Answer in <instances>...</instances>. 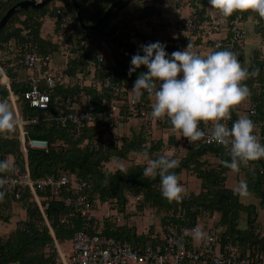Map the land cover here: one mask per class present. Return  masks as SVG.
Segmentation results:
<instances>
[{"label": "trees", "instance_id": "obj_1", "mask_svg": "<svg viewBox=\"0 0 264 264\" xmlns=\"http://www.w3.org/2000/svg\"><path fill=\"white\" fill-rule=\"evenodd\" d=\"M24 1L28 0H0V21L9 9ZM34 1L39 3L43 0ZM76 1L80 5L85 24L95 26L117 0ZM166 3H171L178 9L186 6L190 11L189 17L200 23L211 21L213 15H220L210 8L208 0H119L114 11L97 30L86 31L79 24L78 17L75 19L77 11L71 0H50L42 7L17 10L0 30V66L7 79L5 82L0 74V99H7L14 112L9 100L11 91L17 98L20 119L28 137L46 139L49 142L47 150L28 149V167L33 178L55 176L63 172L83 178L87 182L85 193L96 209L100 204H108L112 211L124 218L119 223L114 217L103 219V224L98 226L103 234L128 242L134 248L156 247L162 244V236L169 228L192 230L198 227L206 213H217L220 215L217 222L220 232L213 228L215 233L212 234L218 237L222 251L227 252V248L232 247L237 258H254L257 254H264V237L258 223L260 210H264V159L251 162L247 167L242 166L235 173L223 166L222 161L230 160V157L220 145H207L202 141L185 144L172 136L165 143L162 138H155L151 130H145L141 125L128 126L129 133L118 138L112 133L106 136L90 126L69 124L63 127L57 121L59 117L74 111L75 103L82 104L87 97H91L92 102L100 109L103 108L104 101L112 97L123 100L126 105L135 80L141 72L147 71L145 66H141L129 75L132 56L138 51L143 55L140 45L159 41L166 45L165 50L169 56L174 51L186 48L190 41H187L183 33L185 18L167 22L168 24L161 21L162 7ZM127 8H130L129 12H126ZM121 11L129 15L124 16L123 20H115ZM230 19L243 22L245 40L236 43L233 41V34L229 33L223 46L215 50L228 48L237 52L243 60L244 50L248 47V23L255 27V34L262 40L252 52V67H258L260 74L257 78L246 81L252 92L248 100L250 106L248 110H243L244 103L239 105L233 110L227 124L230 127L243 112L256 123V131L264 135V19L254 13L234 14ZM47 20L53 21L51 30L45 28ZM167 25L177 28L178 34L175 37L162 31ZM66 44H71L72 49L66 61L61 59L63 63L59 62V68L54 64V59L60 57ZM88 48H92V51ZM33 52L42 58L51 56L50 61L42 66L43 72L51 70L65 74L70 79L69 82L58 83L53 89L42 86L51 97L49 108L44 111L31 108L24 98V94L31 88L28 79L31 74L22 61L26 54ZM99 57H103L102 62ZM106 78L112 86L120 89L119 93L111 88H98V83ZM151 103L145 93L140 99L139 108ZM35 118L50 120L40 124H27ZM118 129L122 130L121 127ZM180 146H185L186 149L185 154L179 158ZM172 147L176 151L173 158L180 160V166L173 171L179 177L188 172L200 184L198 193L185 195L180 202H169L162 197L159 177L151 179L143 176L147 160L142 164H133L125 171L106 168V164L111 161H129L133 155L144 157L145 150L151 158H156L168 149L173 150ZM209 157L218 160L217 166L211 164ZM0 160L9 161L13 170L17 168L25 171L19 124L14 134L7 138L0 136ZM230 172L235 174L237 183L242 180L247 182L249 192L257 203H245L234 194L235 189L228 186ZM0 191L5 193L0 200L1 224L9 222L12 215L9 207L6 210L5 203L9 200L19 202L3 188ZM129 194L140 196L133 206L128 203ZM38 195L59 243L71 240L78 230L92 232V223L81 218L74 209L65 207L64 198L67 193L61 192L59 197H55L50 190H44L38 192ZM20 204L25 210V218L18 222L16 229L8 237L4 239L0 236V264L10 261H20L22 264L54 262L59 254L38 205L29 192L23 194ZM147 208L155 209L161 216L163 227L160 234L150 232L151 228L145 233H139L135 226L128 223L133 216ZM71 214L72 227H66L62 219ZM238 225H246V229L240 230Z\"/></svg>", "mask_w": 264, "mask_h": 264}, {"label": "built area", "instance_id": "obj_2", "mask_svg": "<svg viewBox=\"0 0 264 264\" xmlns=\"http://www.w3.org/2000/svg\"><path fill=\"white\" fill-rule=\"evenodd\" d=\"M60 13V11H59ZM72 20L69 18V22ZM183 31L187 41L194 45L193 50L199 51L202 55L223 46L229 33L233 34V41L240 43L245 40V28L239 19L223 18L220 15H213L211 21L203 23L197 22L194 18H186L183 21ZM72 49L71 44L64 46V51L60 58L66 61ZM51 59L50 55L42 58L36 52L26 54L23 58V64L30 71L29 80L31 88L24 94L25 100L31 108L41 111L48 110L51 101L50 95L43 89V85L48 89H53L60 82H69V77L65 74L48 71L43 72V65ZM103 61V57H99ZM0 74L6 82L4 70L0 66ZM9 88V87H8ZM98 88L113 89L119 93L120 89L111 85L109 79H104L98 83ZM9 100L13 106L16 118L19 120L21 152L25 162V171L14 169L10 173L0 176L5 191H8L17 202H21L25 192H29L50 228V233L54 238V245L58 251L59 258L48 264H264V254H257L254 258L239 259L234 255L232 247L223 252L218 241V237L212 234L215 231L207 230L205 233L210 239L195 240L193 239L192 230L169 228L162 236V244L156 247L146 246L145 248H134L130 243L120 241L113 236L103 234L98 226L103 224V219L111 217L109 212L103 215L98 214L96 208L89 202L85 193L87 182L83 178L76 177L70 173L63 172L59 175H51L41 178L31 176L27 155L28 149L47 150L49 142L46 139L30 138L24 130L20 114L17 108V98L9 92ZM123 100L112 97L104 101L103 108L100 109L92 102L91 97H87L81 104L75 103V110L58 118L61 126L66 127L69 124L83 127H93L99 133L106 136H116L118 128L123 125H141L145 130L163 128L168 133V138L174 137L177 141L185 144L189 143L181 133H173L171 125L164 120H155L150 118L151 104L139 108V101H134L132 94L128 96L127 104ZM127 107V109H125ZM49 118H35L27 124H40L47 122ZM227 123V121H226ZM126 127V126H125ZM211 125L201 123L204 130L210 129ZM261 141H264V135L256 131ZM166 134V133H165ZM207 145H218L209 138L201 140ZM50 190L53 196L59 197L61 192L67 193L64 198V205L72 208L83 219L92 223V232L78 230L74 233L71 242L73 254L67 257L61 250L60 245L55 239L52 228L50 227L42 202L38 192ZM130 204L139 201L140 196L127 195ZM209 217L210 213H207ZM73 214L62 219L66 227H72L71 217ZM122 218L119 216L117 221ZM197 228V227H196ZM232 252V253H231ZM5 264H22L20 261H10Z\"/></svg>", "mask_w": 264, "mask_h": 264}, {"label": "clouds", "instance_id": "obj_3", "mask_svg": "<svg viewBox=\"0 0 264 264\" xmlns=\"http://www.w3.org/2000/svg\"><path fill=\"white\" fill-rule=\"evenodd\" d=\"M212 10L227 19L234 14L254 13L264 19V0H208ZM248 38L254 36L249 28ZM254 45L245 48L241 60L237 52L228 48L200 54L193 50L189 42L185 49L174 51L171 56L166 52V45L157 41L140 45L143 55L138 51L131 58L129 75L145 66L130 91L134 101H139L147 93L152 101L151 119L164 120L171 125L173 133L179 132L189 142L195 143L209 138L223 146L230 160H223L225 168L238 173L241 167L251 162L264 159V143L257 135L256 123L247 115L240 116L229 127L226 121L242 103L252 95L246 81L257 78L258 67H252ZM201 123L211 125L207 131ZM18 120L7 99H0V136L7 138L15 133ZM147 160L143 176L160 180V191L169 202H180L186 195L180 183V177L174 169L180 166V160L172 153L164 152L151 158L148 151L143 153ZM121 171H125L122 165ZM13 171V165L7 160H0V174ZM4 184L0 180V188ZM234 194L239 198L250 195L246 181H240ZM5 193L0 191V200ZM245 230L246 225H238ZM193 239H210L199 227L192 229Z\"/></svg>", "mask_w": 264, "mask_h": 264}, {"label": "rangeland", "instance_id": "obj_4", "mask_svg": "<svg viewBox=\"0 0 264 264\" xmlns=\"http://www.w3.org/2000/svg\"><path fill=\"white\" fill-rule=\"evenodd\" d=\"M162 9H163L164 20L162 19L161 21H165L166 24H168L169 22H172L173 20H179L182 18L186 19L187 17H189L190 11L187 9L186 6L178 9L173 4L166 3L162 7ZM128 15L129 14H125L124 11H121L120 13H118L115 20H117V18H120L121 20H123L124 16H128ZM75 19L77 20V14L75 16ZM115 20H114V22H116ZM111 24H115V23H111ZM52 25H53V21L47 20L46 24H45L46 30H51ZM162 31L163 32L166 31V34H168L170 36H174V37L176 36V34H178V30L174 25L173 26L167 25L166 29L162 30ZM134 42H137V40H135ZM88 49L90 51H92V48H88ZM62 60L60 57L55 58L54 64L57 67L61 68L60 64L63 63ZM59 62H60V64H59ZM249 106H250V102L246 101V102H244L242 109L248 110L247 108H249ZM241 116H244L243 112H241ZM151 131L153 132V135L155 138H162L165 143L167 142V138H168L167 134L165 135V134L160 133L159 130L156 129L155 127H153ZM127 133H129L128 126L126 128L125 127L122 128V130H117V132H116L117 135L116 134L115 135L118 136V138H119L122 134H127ZM171 149H173V150L168 149L167 152L172 153V155L175 154L176 151H175L174 147H172ZM184 149H186L185 146H180V148H179L180 151H178L179 158L185 154ZM208 160L211 162V164H213V166L214 165L217 166L218 160H216L214 157H209ZM144 162H146L145 157L133 155V156H130L129 161H127V160L111 161V162L106 164V168L108 170L115 171L117 168H120L119 167L120 165H122L124 169H127L128 167L132 166L133 164H138V163L142 164ZM228 178H230V180H228V186L233 188V189H236L237 186L239 185V183H237L235 181V174L230 172L228 174ZM236 180L240 181L241 179H236ZM180 183L185 188L186 195H189L192 192H195V193L199 192V185H200L199 181L196 179L195 176H193L192 174H189L188 172L182 173V175L180 176ZM129 195H132V194H129ZM241 200L245 203H257L256 198L252 194H250L247 198H241ZM130 202L131 201H128V203H130ZM133 205H134V203L130 204V206H133ZM5 207H6V210L8 207H9V210L11 209L12 215L9 214L11 218L13 216H20V213H17V211H19V209H20V206L16 202H14L13 200L7 201L5 203ZM109 207H110V205L108 206V204H104V205L100 204L98 209H96V210L99 212L100 215L101 214L103 215L104 213L109 212L111 214V217H114L117 220L119 215H117ZM132 210H133V208H132ZM260 214H261V216H264V211H262V213L260 212ZM120 217L122 218V216H120ZM10 219H9V222H7V223L3 222L0 224V226L2 227L1 231H0V236L4 239L6 237H8L13 232L10 229L11 228L10 226L13 225V223L9 226ZM12 219H13L12 222H15L16 218L13 217ZM123 219L124 218H122V221H123ZM219 219H220V215L217 213L213 214L211 217H209L208 214L206 213L205 216L200 220L198 227L204 232H206L207 230H211L213 228H216L217 229L216 231L220 232V229L217 226V222L219 221ZM128 223L131 224L132 226H135L137 232H139V233H141V232L145 233V232L149 231V229L151 228L150 232H153V233L157 232L160 234L162 232V227H163L161 224V216L159 215V213H157L155 211V209H152V208H147L143 212L137 213L135 216H133L128 221ZM60 245H61V249L64 252V254L67 257H71L73 254V248H72L71 240H65L64 242H61Z\"/></svg>", "mask_w": 264, "mask_h": 264}, {"label": "water", "instance_id": "obj_5", "mask_svg": "<svg viewBox=\"0 0 264 264\" xmlns=\"http://www.w3.org/2000/svg\"><path fill=\"white\" fill-rule=\"evenodd\" d=\"M48 1L50 0H43L42 2H36L34 0H28V1H24V2H20L17 5H15L14 7H12L11 9L8 10V12L5 14V16L1 19L0 21V30L6 25V23L8 22V20L11 18L12 15H14V13L17 10H23L26 9L28 7H32V8H38V7H42L44 6ZM74 4V7L77 11V17H78V21L79 24L81 25V27L88 31V30H97L101 24L104 22L105 19H107L110 14L113 12V10L115 9L117 3L119 0H117L116 2H114L110 8L107 10L106 14L98 21V23L95 26H88L85 24L83 17H82V12H81V8L79 3L76 0H71Z\"/></svg>", "mask_w": 264, "mask_h": 264}, {"label": "crops", "instance_id": "obj_6", "mask_svg": "<svg viewBox=\"0 0 264 264\" xmlns=\"http://www.w3.org/2000/svg\"><path fill=\"white\" fill-rule=\"evenodd\" d=\"M136 7L135 5H132V7ZM188 9V8H187ZM130 11V8H127V10H126V12H129ZM162 19L164 20V15L162 14ZM247 28H248V31L247 32H249V28H252L253 29V32H254V36L255 37H257V38H253V39H249L248 38V36H247V38H246V45L247 46H250V45H254L255 47L257 46V45H259L260 44V42H261V38L259 37V36H257L256 34H255V27L254 26H252L251 25V23H248L247 24ZM255 47H254V49H255ZM119 130V129H118ZM159 130V129H158ZM159 132L160 133H162V134H167L168 135V133H167V131H165L164 129L163 130H159ZM165 134V135H166ZM117 135V134H116ZM168 139L169 138H167V141H168ZM166 141V140H165ZM167 143V142H166ZM19 206H20V209H19V211H17V213H20V216H13L14 218H16V220H15V222H12L13 221V217L10 219V224H9V226L13 223V225H11L10 227V229L12 230V231H14L15 229H16V227H17V224H18V222L20 221V220H23L24 218H25V210L22 208V206H21V204H20V202L19 203H17ZM40 209V208H39ZM262 211H264L263 209H261L260 210V212L262 213ZM45 213V212H44ZM98 214H99V212H97ZM18 218V219H17ZM122 221V220H121ZM120 221V222H121ZM49 223V222H48ZM258 223H259V225H260V230H261V234H262V237H264V216H261V214L259 215V218H258ZM1 226H0V231H1ZM56 239V238H55ZM57 240V239H56ZM58 242V241H57ZM58 244L60 245V243L58 242ZM60 248H61V245H60ZM62 250V249H61ZM58 252V251H57Z\"/></svg>", "mask_w": 264, "mask_h": 264}, {"label": "bare ground", "instance_id": "obj_7", "mask_svg": "<svg viewBox=\"0 0 264 264\" xmlns=\"http://www.w3.org/2000/svg\"><path fill=\"white\" fill-rule=\"evenodd\" d=\"M157 10V9H156ZM58 12V11H57ZM130 25V24H129ZM49 28V27H48ZM116 30V29H115ZM106 32V31H105ZM154 38H156V37H154ZM97 50V49H96ZM239 251V250H238Z\"/></svg>", "mask_w": 264, "mask_h": 264}]
</instances>
